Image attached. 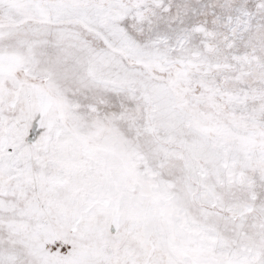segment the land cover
Masks as SVG:
<instances>
[{
    "label": "snow or ice",
    "instance_id": "snow-or-ice-1",
    "mask_svg": "<svg viewBox=\"0 0 264 264\" xmlns=\"http://www.w3.org/2000/svg\"><path fill=\"white\" fill-rule=\"evenodd\" d=\"M0 264H264V0H0Z\"/></svg>",
    "mask_w": 264,
    "mask_h": 264
}]
</instances>
